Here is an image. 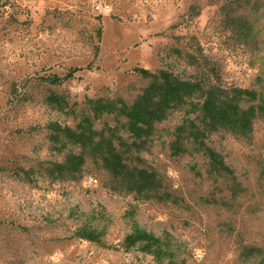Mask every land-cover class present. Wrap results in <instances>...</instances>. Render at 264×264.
<instances>
[{"label":"rangeland","instance_id":"1","mask_svg":"<svg viewBox=\"0 0 264 264\" xmlns=\"http://www.w3.org/2000/svg\"><path fill=\"white\" fill-rule=\"evenodd\" d=\"M189 55L221 86L264 100V0H0V264H158L125 248L133 224L169 239L174 259L161 264L264 261V116L251 136L208 134L228 168L219 173L192 145L173 151L189 107L172 111L146 150L123 148L130 168L155 174L154 191L127 190L100 160L69 181L37 170L79 151L54 149L48 125L78 119L48 96L77 113L90 98L131 103L149 83L135 67L185 76L195 71ZM72 68L82 70L57 86L41 80ZM123 122L106 116L95 128ZM30 168L34 183L23 177ZM81 228L102 231L101 241ZM249 247L259 250L245 259Z\"/></svg>","mask_w":264,"mask_h":264},{"label":"trees","instance_id":"2","mask_svg":"<svg viewBox=\"0 0 264 264\" xmlns=\"http://www.w3.org/2000/svg\"><path fill=\"white\" fill-rule=\"evenodd\" d=\"M188 58L189 66L195 71L185 76L169 69L152 71L135 67L134 70L149 83L131 103L122 98H90L86 101L87 112L77 113L75 109L71 110L63 95L52 93L48 96V104L78 119L74 128L59 122L48 125L50 139L55 143L54 149L64 152L70 146L77 147L79 151L67 153L59 162L39 164L37 170L41 176L51 181H69L81 175L86 162L94 159L100 160L104 168L121 180L127 190L137 193L154 191L159 182L155 174L130 168L125 162L123 148L146 150L156 126L165 122L172 111L183 107H189V111L183 125L177 129V140L171 145L173 151L183 154L188 151L187 146L192 145L198 153H202L214 172H227L225 161L206 144L208 134L225 130L244 137L251 136L255 122L264 116V100L252 90L221 86L212 72L199 64L198 58L193 55ZM81 70L72 68L64 77L43 76L41 80L57 86L72 80L76 72ZM68 108L70 110L66 111ZM106 116H115L124 122L114 127L107 125L96 129L95 122ZM122 131L129 133L133 139L131 143L125 139ZM37 170L30 168L23 172L26 182L34 183L37 180L34 177ZM133 226L132 232L124 239L127 250L137 248L154 257L158 264L174 259L168 238L162 239L135 224ZM78 236L90 242H100L103 232L94 228H81ZM258 250L249 247L243 256L248 259ZM260 264H264V261Z\"/></svg>","mask_w":264,"mask_h":264}]
</instances>
